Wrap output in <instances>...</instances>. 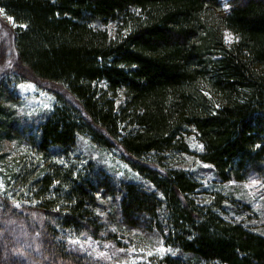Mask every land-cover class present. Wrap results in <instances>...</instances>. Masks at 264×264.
I'll use <instances>...</instances> for the list:
<instances>
[{
	"label": "trees",
	"instance_id": "16d2710c",
	"mask_svg": "<svg viewBox=\"0 0 264 264\" xmlns=\"http://www.w3.org/2000/svg\"><path fill=\"white\" fill-rule=\"evenodd\" d=\"M228 4L0 0L15 24L0 100L12 97L3 75L11 72L54 100L30 128L0 107V134L25 138L36 155L14 166L12 181L45 216L40 264H106L67 250L65 230L109 240L122 230L154 233L175 250L155 264H264V234L224 217L219 195L200 202L195 174L170 163L193 133L197 158L219 181L264 174V0ZM108 23L117 36L100 27ZM224 29L235 36L229 45ZM1 51L8 55L7 44ZM80 137L114 150L141 180L73 160ZM2 209L0 264H23Z\"/></svg>",
	"mask_w": 264,
	"mask_h": 264
},
{
	"label": "rangeland",
	"instance_id": "374dc122",
	"mask_svg": "<svg viewBox=\"0 0 264 264\" xmlns=\"http://www.w3.org/2000/svg\"><path fill=\"white\" fill-rule=\"evenodd\" d=\"M222 5L229 11L228 0H222ZM14 26L13 21L0 10V68L4 66L3 69H8L13 64L10 39ZM100 27L105 29L110 37L118 35V26L114 23ZM223 38L229 45L235 36L228 29H224ZM1 43L7 44L10 51L8 55L4 53L6 51H1ZM3 75L8 80V89L12 97L6 101L0 100L1 112L3 115H9L11 123L13 121L29 128L36 126L51 110L53 96L31 81L15 78L12 72ZM118 98V100L122 98L120 92ZM185 141L189 151L173 156L170 163L176 168L193 172L201 182V187L195 192L196 198L202 203H210L219 195L224 217L240 221L250 229L264 234V174H250L241 181H219L211 167L197 158L195 152L201 149V144L196 136L193 133L187 134ZM35 157L25 138L0 134V211L4 207L5 215L8 217L4 231L8 234L6 239H11V251L23 264H40L42 256L40 228L45 216L36 209L38 201L14 185L12 169L19 161L31 165V158ZM89 159H95L117 176L141 180V177H137L114 150L98 148L87 138L80 137L78 151L74 154L73 160L83 162ZM2 198L7 205L2 203ZM64 232L62 241L66 244L67 250L84 255L87 259L101 260L106 264H155L162 256L175 252L164 244L159 235L146 234L138 230L119 231L111 240L96 239L84 232L72 230Z\"/></svg>",
	"mask_w": 264,
	"mask_h": 264
},
{
	"label": "snow or ice",
	"instance_id": "6c2138e0",
	"mask_svg": "<svg viewBox=\"0 0 264 264\" xmlns=\"http://www.w3.org/2000/svg\"><path fill=\"white\" fill-rule=\"evenodd\" d=\"M225 7H228L227 5H225ZM9 20H12L13 18L12 17H8ZM207 166V165H205ZM253 183H256V181H253Z\"/></svg>",
	"mask_w": 264,
	"mask_h": 264
}]
</instances>
